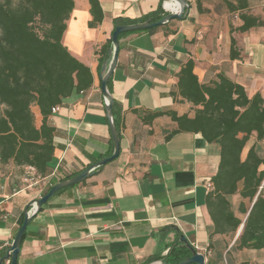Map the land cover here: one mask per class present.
Segmentation results:
<instances>
[{"label": "crops", "instance_id": "crops-1", "mask_svg": "<svg viewBox=\"0 0 264 264\" xmlns=\"http://www.w3.org/2000/svg\"><path fill=\"white\" fill-rule=\"evenodd\" d=\"M72 1L61 43L89 67L93 85L66 98L49 117L55 129L50 174L27 187L24 177L33 170L11 161L0 164V252L10 246L29 202L62 178L74 177L111 154L98 72L107 57L113 19L139 21L164 3L98 0L103 19L90 28L88 0ZM187 1L190 9L185 19L121 37L110 79L114 115L119 120V156L42 206L25 230L17 264H142L181 235L204 255L205 264H264V249H231L242 225L234 235L213 234L205 199L218 170L220 146L207 143L200 134H173L176 124L167 115L142 121L145 112L155 111L193 117L194 107L172 96L177 73L188 60L193 61L201 83L223 74L244 86L249 97L255 93L264 97V27L236 36L230 33V26L238 25L236 16L233 21L214 11L200 14L195 0ZM202 7L209 9L203 1ZM231 36L239 60L229 58ZM32 111L39 127L37 107ZM250 140L241 158L252 145L264 156V139L256 141L252 136ZM239 201L238 195L230 197L234 211Z\"/></svg>", "mask_w": 264, "mask_h": 264}, {"label": "trees", "instance_id": "trees-1", "mask_svg": "<svg viewBox=\"0 0 264 264\" xmlns=\"http://www.w3.org/2000/svg\"><path fill=\"white\" fill-rule=\"evenodd\" d=\"M222 1L227 12L238 18V25L230 26L231 34L264 27V19L249 12V0ZM195 2L198 13L208 12L202 7V0ZM88 3L92 16L88 26L94 28L102 22L103 12L98 0ZM72 9V0H18L16 4L12 0H0V164L11 161L15 166L28 167L39 177L50 174L49 165L54 157L55 129L49 122L52 109L93 85L89 67L61 43ZM165 14L160 4L139 21L114 18L113 24L115 27L148 19L156 22ZM106 49H101L103 55ZM229 58L240 59L233 36ZM193 69V61L188 60L177 73L176 91L172 92L173 97L178 96L194 107L193 117L179 116L174 111H155L145 112L142 121L151 122L167 115L176 124L173 134H200L207 143L220 146L218 170L205 199L213 234L234 235L242 225L231 249H264V156L252 145L245 158H241L252 136L256 141L264 139V97L259 93L249 97L244 86L223 74L201 83ZM107 86L111 93L110 80ZM34 106L41 117L39 127L35 125ZM113 117L120 138L114 110ZM234 195L240 198L235 211L230 202ZM7 249L1 251L0 257ZM164 249L168 251L161 255ZM190 256V250L175 239L142 264L157 260L174 264Z\"/></svg>", "mask_w": 264, "mask_h": 264}, {"label": "water", "instance_id": "water-1", "mask_svg": "<svg viewBox=\"0 0 264 264\" xmlns=\"http://www.w3.org/2000/svg\"><path fill=\"white\" fill-rule=\"evenodd\" d=\"M162 9L165 11V15L162 19L156 22H151L150 19L143 22H135L126 25H117L111 34L110 45L107 52L106 59L102 62L98 78L100 81V90L104 102V109L106 119L109 127V132L112 141V152L108 157L102 158L95 163L89 165L87 168L82 170L79 174L69 179L58 182L51 186L45 194L40 198L34 199L27 204L23 212V221L21 226L18 228L10 246L6 250L3 257H0V264L4 261L9 260L10 264H17L18 254L20 252V245L24 237L25 230L32 220V218L41 210L42 206L57 192L62 189L72 187L82 183L84 180L89 178L93 173L97 172L100 168L106 164L112 162L118 158L120 153V139L118 132L114 124L113 117V104L114 100L112 94L108 89V81L111 79L114 69L118 62V52L120 48V40L118 39L121 34L136 33L152 30L158 27H162L168 24L172 20L185 19L190 9V2L187 0H164ZM242 229V228H241ZM179 242L182 246L190 250L191 256L185 260L174 263V264H205L204 255L197 252L184 236H179ZM149 264H169L161 260L153 261Z\"/></svg>", "mask_w": 264, "mask_h": 264}, {"label": "rangeland", "instance_id": "rangeland-1", "mask_svg": "<svg viewBox=\"0 0 264 264\" xmlns=\"http://www.w3.org/2000/svg\"><path fill=\"white\" fill-rule=\"evenodd\" d=\"M202 1H203V3H206V6L209 8L208 12L214 11V12L219 13L218 15L226 14L229 16L230 19H233V21H235L234 16L229 15V13L227 12V9H226L222 0H202ZM231 1H235V0H231ZM12 2L14 4H16L18 2V0H12ZM249 6H251V8H249V12L251 14L256 15V16L264 19V0H263V2H260V0H249ZM217 13H215V14H217ZM234 33H235L234 35H236V36H238L240 34L238 32H234ZM237 49H238V47H237ZM249 142H251V140Z\"/></svg>", "mask_w": 264, "mask_h": 264}, {"label": "built area", "instance_id": "built-area-1", "mask_svg": "<svg viewBox=\"0 0 264 264\" xmlns=\"http://www.w3.org/2000/svg\"><path fill=\"white\" fill-rule=\"evenodd\" d=\"M57 108L52 109V113L56 111ZM33 172V171H32ZM40 180V177L37 176L35 173L29 172L25 177H24V183L27 187L35 186L38 184ZM1 253V252H0ZM166 252L164 253V255ZM2 264H10L9 260L4 261Z\"/></svg>", "mask_w": 264, "mask_h": 264}]
</instances>
